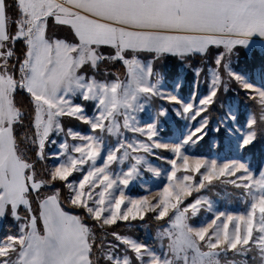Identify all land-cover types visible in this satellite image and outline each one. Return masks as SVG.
Returning a JSON list of instances; mask_svg holds the SVG:
<instances>
[{
  "label": "snow or ice",
  "instance_id": "6c2138e0",
  "mask_svg": "<svg viewBox=\"0 0 264 264\" xmlns=\"http://www.w3.org/2000/svg\"><path fill=\"white\" fill-rule=\"evenodd\" d=\"M0 264H264V0H0Z\"/></svg>",
  "mask_w": 264,
  "mask_h": 264
},
{
  "label": "rangeland",
  "instance_id": "374dc122",
  "mask_svg": "<svg viewBox=\"0 0 264 264\" xmlns=\"http://www.w3.org/2000/svg\"><path fill=\"white\" fill-rule=\"evenodd\" d=\"M225 153L227 152V148H225ZM137 191H138V189H137ZM238 207V205H232V208L233 209H235V208H237ZM142 231V233H144V231L143 230H141ZM144 235H145V233H144Z\"/></svg>",
  "mask_w": 264,
  "mask_h": 264
},
{
  "label": "trees",
  "instance_id": "16d2710c",
  "mask_svg": "<svg viewBox=\"0 0 264 264\" xmlns=\"http://www.w3.org/2000/svg\"><path fill=\"white\" fill-rule=\"evenodd\" d=\"M138 235H140L141 237H144L145 236L144 233H142L141 230L139 231Z\"/></svg>",
  "mask_w": 264,
  "mask_h": 264
}]
</instances>
